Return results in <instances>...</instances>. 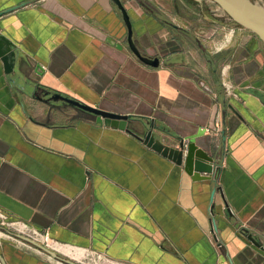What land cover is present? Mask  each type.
I'll return each instance as SVG.
<instances>
[{"label": "crops", "instance_id": "obj_1", "mask_svg": "<svg viewBox=\"0 0 264 264\" xmlns=\"http://www.w3.org/2000/svg\"><path fill=\"white\" fill-rule=\"evenodd\" d=\"M120 1L156 66L129 50L111 0H0V12L24 3L0 15L13 44L10 73L0 61V212L69 260L57 248L112 264H264V46L204 0ZM53 93L126 115L136 133L151 122L165 144L193 142L211 178ZM0 264L60 263L0 236Z\"/></svg>", "mask_w": 264, "mask_h": 264}, {"label": "water", "instance_id": "obj_2", "mask_svg": "<svg viewBox=\"0 0 264 264\" xmlns=\"http://www.w3.org/2000/svg\"><path fill=\"white\" fill-rule=\"evenodd\" d=\"M114 6L120 13L121 19L126 28V42L129 50L134 54V56L140 60L142 63L156 66L158 59L156 57H148L142 54L137 46L135 45L132 39V31L129 17L126 13L124 6L120 0H111ZM211 1L223 14L227 16L229 20L234 22L236 25L252 33L264 46V8L258 6L255 3L250 2L249 0H208ZM24 3L9 7L2 13L16 9L19 6H22ZM0 41L6 46L0 44V61L2 63L3 71L5 73H10L11 64L8 58V55L13 56V51L11 48L13 44L9 42L6 38L0 35ZM51 99H58L62 102L71 105L81 111L87 112L94 116V120L97 123H102L105 126H110L125 130L126 132L134 135L136 138L141 140V142L148 148L156 151L161 156L166 157L171 162L176 165H181L183 170L192 178V179H210L211 174L214 171L215 167L213 158L204 152L201 149L196 148L193 142H183L182 139H174V141L168 145L163 143L158 137L155 136L153 130L157 129L155 125H152L151 122L146 124V129L143 132L136 133L132 131L128 125V116L114 114L94 108L87 104H84L73 98H68L62 96L58 93L51 94ZM224 131L221 130V142L224 141ZM200 173L203 176H199ZM214 191V190H213ZM245 233L244 230H242ZM12 233V232H10ZM17 238L33 245L38 248L51 258L61 261L66 264H77L72 260L65 258L64 256L59 255L57 252L50 250L42 245L27 239L19 234L12 233ZM246 238L250 242L261 248V244L257 242L250 234H246Z\"/></svg>", "mask_w": 264, "mask_h": 264}, {"label": "built area", "instance_id": "obj_3", "mask_svg": "<svg viewBox=\"0 0 264 264\" xmlns=\"http://www.w3.org/2000/svg\"><path fill=\"white\" fill-rule=\"evenodd\" d=\"M220 83H221L224 93L227 95L230 94L231 86H230V83L227 81L224 71L222 69L220 71ZM0 226L3 228V230H1L0 228V236L8 240L20 242L25 245L28 244V246H33L17 238L16 236L12 234V233H15L23 237H26L27 239H30L31 241H34L42 245L43 247L56 251L55 246H57V244L47 236L46 232L40 231L32 226H29L22 221L6 220V217L2 212H0ZM36 249L39 250L38 248ZM81 250H82V253H81L79 260L71 259L73 262L77 264H112L111 261L101 252L87 250L83 248ZM56 261L60 264H66L58 260Z\"/></svg>", "mask_w": 264, "mask_h": 264}, {"label": "rangeland", "instance_id": "obj_4", "mask_svg": "<svg viewBox=\"0 0 264 264\" xmlns=\"http://www.w3.org/2000/svg\"><path fill=\"white\" fill-rule=\"evenodd\" d=\"M205 1V8H206V10L207 9H209L211 12H213L214 11V9H216L215 8V5L211 2V1H208V0H204ZM250 2H252V3H255V4H257L258 6H260V7H262V8H264V0H249ZM190 5H191V3H190ZM217 10V9H216ZM213 14H215V18H217V19H219L220 21H221V23H224V22H228L229 24H231L232 26H237V27H239L240 28V26H238V25H235V23L234 22H232L231 20H229L228 18H227V16L225 15V14H223L221 11H219L218 13H213ZM218 16V17H217ZM218 20V21H219ZM207 23H208V21H207ZM208 25H209V23H208ZM249 32V31H248ZM252 34V33H251ZM253 35V34H252ZM254 36V35H253ZM57 248V247H56ZM59 249V251H60V249L61 248H58ZM81 256V255H80ZM80 256L79 257H76L75 259L76 260H79V258H80Z\"/></svg>", "mask_w": 264, "mask_h": 264}, {"label": "bare ground", "instance_id": "obj_5", "mask_svg": "<svg viewBox=\"0 0 264 264\" xmlns=\"http://www.w3.org/2000/svg\"><path fill=\"white\" fill-rule=\"evenodd\" d=\"M58 249V248H57ZM60 251H62L64 254L71 256L72 258L79 257L82 253L81 250H72V249H66V248H61Z\"/></svg>", "mask_w": 264, "mask_h": 264}, {"label": "trees", "instance_id": "obj_6", "mask_svg": "<svg viewBox=\"0 0 264 264\" xmlns=\"http://www.w3.org/2000/svg\"><path fill=\"white\" fill-rule=\"evenodd\" d=\"M236 25V24H235Z\"/></svg>", "mask_w": 264, "mask_h": 264}]
</instances>
